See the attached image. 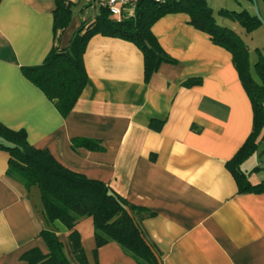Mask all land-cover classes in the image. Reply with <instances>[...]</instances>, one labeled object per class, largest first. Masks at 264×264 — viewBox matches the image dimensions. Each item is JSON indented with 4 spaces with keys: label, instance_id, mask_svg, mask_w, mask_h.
<instances>
[{
    "label": "crops",
    "instance_id": "obj_1",
    "mask_svg": "<svg viewBox=\"0 0 264 264\" xmlns=\"http://www.w3.org/2000/svg\"><path fill=\"white\" fill-rule=\"evenodd\" d=\"M71 1L72 21L57 31L56 0L1 1L0 121L26 130L30 144L49 150L64 166L152 210L144 226L162 264H264V191H241L226 165L253 129L252 103L232 53L191 24L188 13H168L152 30L177 63L162 64L146 82L144 54L136 44L95 34L84 54L87 84L63 116L21 67L41 64L98 14L86 8L92 2ZM237 1L235 8L211 6L224 25L239 21L221 9L258 11L260 26L246 31V38L241 34L253 68L258 52L264 54V0ZM190 78L201 82L185 86ZM154 120L163 122L160 130L152 127ZM74 137L99 140L102 148L74 149ZM9 157L0 150V264H26L21 256L28 249L48 252L40 236L48 222L40 188L10 175ZM241 167L251 182L264 179V139ZM52 226L71 263L81 264L68 227L60 220ZM76 228L89 264H139L116 241L95 255L92 217H81Z\"/></svg>",
    "mask_w": 264,
    "mask_h": 264
},
{
    "label": "trees",
    "instance_id": "obj_2",
    "mask_svg": "<svg viewBox=\"0 0 264 264\" xmlns=\"http://www.w3.org/2000/svg\"><path fill=\"white\" fill-rule=\"evenodd\" d=\"M2 0H0L1 3ZM185 12L190 23L207 32L212 41L232 53L233 62L250 97L253 109V129L238 152L227 161L241 191H264V179L253 183L242 169V163L259 149L264 139V54L259 51L254 63L250 50L241 34L231 26L220 24L214 9L207 0H140L135 12L113 16L108 6H99V12L89 23L81 24L65 47L54 46L41 64L23 65V74L54 102L63 116L76 105L87 81L88 73L84 54L90 38L98 33L119 37L136 44L144 54L145 80L149 82L164 63L176 64L160 44L152 30L154 23L168 13ZM223 16L237 20L252 32L261 20L247 10L221 9ZM73 17L71 0H56L54 30L66 29ZM200 78H190L185 86L199 84ZM162 121L154 120L152 127L160 130ZM72 147L99 150V140L74 137ZM0 150L9 153L8 173L20 178L29 188L37 185L41 190L43 210L48 226L40 236L48 245V252L32 247L22 254L26 264H72L64 251L63 242L52 225L56 220L69 229V242L81 262L89 264L76 225L81 217L93 218L95 249L111 242H118L139 264H162V253L144 226V220L154 212L136 205L116 192L107 183L71 170L59 162L47 149L30 144L24 129L15 130L0 121Z\"/></svg>",
    "mask_w": 264,
    "mask_h": 264
},
{
    "label": "rangeland",
    "instance_id": "obj_3",
    "mask_svg": "<svg viewBox=\"0 0 264 264\" xmlns=\"http://www.w3.org/2000/svg\"><path fill=\"white\" fill-rule=\"evenodd\" d=\"M220 2H218V1H215V0H210V5L212 4V6H216V7H218V6H224V7H227V8H235V3H237L238 5H239V2L237 1V0H219ZM85 2H92V4H90L89 6H87L86 8L88 9V11L90 10V11H95V12H99V6H100V0H85L84 1V3ZM214 6V7H215ZM91 7H93V8H91ZM215 7V8H216ZM75 11H76V13H77V11H78V7L75 9ZM215 15L217 16V13L215 12ZM113 16H114V14H113ZM115 17H117V15H115ZM218 18H220V16H217ZM231 22V21H230ZM222 24V23H221ZM228 26H231V27H233L234 29H237L238 30V32H240V34H243V36L246 38L247 36H246V30H245V28L239 23V22H237V25H228ZM240 30V31H239ZM241 31H242V33H241ZM250 43V42H249Z\"/></svg>",
    "mask_w": 264,
    "mask_h": 264
},
{
    "label": "built area",
    "instance_id": "obj_4",
    "mask_svg": "<svg viewBox=\"0 0 264 264\" xmlns=\"http://www.w3.org/2000/svg\"><path fill=\"white\" fill-rule=\"evenodd\" d=\"M139 1L140 0H104L101 1V5L108 6L111 9L112 14L117 15V17L120 18L123 13L132 14L135 12Z\"/></svg>",
    "mask_w": 264,
    "mask_h": 264
},
{
    "label": "water",
    "instance_id": "obj_5",
    "mask_svg": "<svg viewBox=\"0 0 264 264\" xmlns=\"http://www.w3.org/2000/svg\"><path fill=\"white\" fill-rule=\"evenodd\" d=\"M257 16H258L260 19H262L261 16H260V14L258 13V11H257Z\"/></svg>",
    "mask_w": 264,
    "mask_h": 264
}]
</instances>
